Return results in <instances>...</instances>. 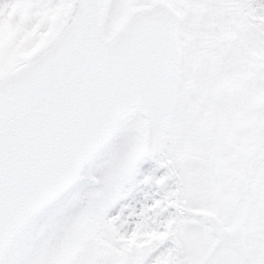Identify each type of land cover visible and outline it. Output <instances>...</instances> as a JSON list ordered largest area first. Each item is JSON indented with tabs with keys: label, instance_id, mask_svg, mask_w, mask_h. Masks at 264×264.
<instances>
[{
	"label": "snow or ice",
	"instance_id": "6c2138e0",
	"mask_svg": "<svg viewBox=\"0 0 264 264\" xmlns=\"http://www.w3.org/2000/svg\"><path fill=\"white\" fill-rule=\"evenodd\" d=\"M0 264H264V0H0Z\"/></svg>",
	"mask_w": 264,
	"mask_h": 264
},
{
	"label": "rangeland",
	"instance_id": "374dc122",
	"mask_svg": "<svg viewBox=\"0 0 264 264\" xmlns=\"http://www.w3.org/2000/svg\"><path fill=\"white\" fill-rule=\"evenodd\" d=\"M15 32L10 26H5L3 31H0V55L7 56L12 50V54H16L24 46V41L15 43Z\"/></svg>",
	"mask_w": 264,
	"mask_h": 264
}]
</instances>
